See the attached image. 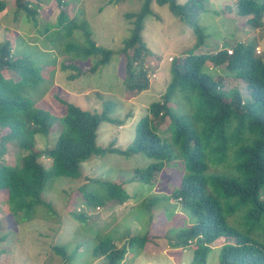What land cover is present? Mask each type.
<instances>
[{"label": "trees", "instance_id": "1", "mask_svg": "<svg viewBox=\"0 0 264 264\" xmlns=\"http://www.w3.org/2000/svg\"><path fill=\"white\" fill-rule=\"evenodd\" d=\"M54 1L58 8L69 4L68 0ZM101 1L105 5L117 6L123 0ZM14 2L16 22L24 18L35 22L36 5L27 0ZM152 2L167 6L173 16L188 23L197 37L196 44L201 45L202 35L197 21L200 13L205 11V0H186L181 4L177 0H141L139 11L122 14L131 30L118 51L95 46L86 24L80 22L77 15L69 19L59 11L54 24L58 29L51 36L66 54L60 62V70L69 72L66 79L76 81L83 76H91L99 66H105L113 57L120 56L121 86L126 99L146 90L149 86L148 70L144 63L149 52L140 33L142 22L151 14L149 7ZM234 6L236 15L246 18L245 25L252 29L262 26L264 0H234ZM4 8L5 3L0 0V12ZM76 27L82 31L80 42L72 36ZM45 28H48L47 24ZM252 42H236L231 55L218 49L213 53L187 52L179 59H172L164 92L157 101L148 105L149 114L136 121L133 139L121 152L122 155L141 153L152 160L143 170L135 171L143 183H152L173 151L176 155L179 153L184 172L180 188L169 196L153 197L142 206L144 211L151 213L152 208L159 209L163 206L161 204L178 199L188 209L189 226L178 231L169 244L179 241L192 243L190 264H205L210 251L208 245L219 238L224 243L217 256L218 264H264V59L252 55ZM26 46L31 47L19 45ZM34 59L24 49L21 52L12 50L8 40L0 43V156L9 146L15 148L11 166L0 158V191L4 192L7 200H12L3 208L4 211L11 214L9 208L13 207L16 213L23 215V221L35 215V208L47 206L41 197L52 177L79 179L81 163L105 151H114L113 143L103 150L95 145L100 123L109 122V102H104L99 113H90L59 100L62 112L58 116L34 106L25 92H34L43 82L39 73L41 69L48 74L45 78L50 80L53 77V72L46 71L49 62L39 68L40 64L34 63ZM207 62L214 66L224 65L229 71L225 74L228 78L239 76L246 92L242 96L236 89L225 93L222 80L202 70ZM52 63L49 67L54 66L55 58ZM236 70L244 72H237L234 76ZM4 71L13 74L16 80L5 77ZM95 94L96 98H101L99 92ZM178 94L183 103L188 104L185 105L187 111L183 112L175 105V95ZM225 94L228 99L224 98ZM165 117L169 121L162 132L166 131L168 136L158 128ZM55 125L57 135L52 146L35 149V136L49 135ZM1 131L4 132L2 135ZM226 158L227 162L229 158L232 169L229 174L208 173L209 166H220ZM40 159H48L49 165H42ZM104 187V199L113 200L118 205L127 200L128 196L120 185L104 184ZM92 193L85 196V205L90 210L99 207V201ZM78 211L73 217L80 221L83 217ZM160 211L165 214L174 212L175 208ZM176 228L167 230L166 235ZM122 239L120 248L110 238L99 239L88 254L101 258L104 264H121L125 256L132 258L142 252L147 241L146 237L127 238L126 234L118 240ZM51 247L64 259V246L53 244ZM128 247L135 251L127 253ZM75 258L65 259L63 264H72Z\"/></svg>", "mask_w": 264, "mask_h": 264}, {"label": "rangeland", "instance_id": "2", "mask_svg": "<svg viewBox=\"0 0 264 264\" xmlns=\"http://www.w3.org/2000/svg\"><path fill=\"white\" fill-rule=\"evenodd\" d=\"M3 1L5 8L0 12V43L8 40L12 50L21 52L24 49L30 57L35 58L34 63L40 64L39 68L49 62L46 71L53 72L52 79L48 80L45 78L47 72L41 69L39 73L43 82L39 83L34 92L26 91L25 95L33 101L35 107L44 108L57 116L62 112L59 100L90 113H99L104 102H109V122L100 123L95 145L103 150L113 143L114 151H105L81 163L79 179L52 177L41 197L47 206L35 208V215L30 220L23 221V215L16 213L13 207L9 208L11 214L5 212L3 208L12 200H7L4 192L0 191V264H63L65 259L73 260V257H76L75 264H104L101 258H93L88 254L92 245L99 239L110 238L120 248L124 239H118L125 234L127 238L146 237L147 242L142 252L132 258L125 256L121 264H190L193 244L190 245L191 250L183 249V245L187 246L188 243L179 241L169 244V241L173 242L176 238L178 231L189 226L188 209L180 201L172 199L161 204L163 206L159 209L152 208L151 213L144 211L142 206L143 202L153 197H166L180 188V179L184 172L181 170L179 153L176 155L173 151L170 160L153 177L152 183H143L139 181L135 171L143 170L152 160L141 153L122 155L121 152L125 151L133 139L136 121L149 114L148 105L157 101L164 92L169 81L168 71L172 62H169L170 58L179 59L187 52L213 53L219 45L227 48L235 46L238 41H253L252 55H259L264 59V17L262 26L252 29L244 24L246 18L236 15L234 0H205V11L200 13L197 21L202 35L201 45L198 46L197 37L188 23L173 16L167 6L152 2L149 7L151 14L142 22L140 33V38L149 52L144 63L148 70L149 86L127 100L121 86L122 72L119 64L122 57H113L105 66H99L91 76L70 81L66 79L69 72L60 70V62L66 54L51 35L58 29L54 25L57 13L63 11L69 19L77 15L79 21L86 24L89 37L95 46L118 51L122 47L121 42L128 38L131 30V25L122 14L139 11L141 0H123L117 6L105 5L101 0H68L69 4L65 8H58L54 0H27L36 5L38 13L34 17L35 22L33 19L24 20L26 18L16 22L14 0ZM185 1L177 0L180 4ZM45 24L48 25L47 29ZM72 36L80 42L82 31L76 27ZM20 44L31 47H19ZM53 58L55 64L49 67L53 64ZM202 70L213 73L215 79H221L225 93L227 90L236 89L242 96L246 92L244 82L239 76H225L229 71L224 65L214 66L207 62ZM237 72L244 70H236L234 76ZM4 76L16 80L9 72L4 71ZM95 92H99L100 99L96 98ZM227 94L224 95L225 99H228ZM175 100L177 107H181L183 112L187 111L185 105L188 104L183 103L180 94L175 95ZM168 121L165 117L159 125L161 132L166 129ZM56 130L57 125L51 129L49 135L35 136V149L52 146L57 135ZM3 133L1 131V135ZM163 134L168 136L166 131ZM14 149L9 146L0 156L10 166L15 156ZM40 162L44 166L49 165L48 159H40ZM228 162L226 158L220 166H209L208 173L229 174L232 169ZM104 184L120 185L128 196L125 203L118 205L113 200L104 199ZM91 191L99 201V207L93 210L85 205V196ZM169 207H174L175 211L165 214L160 211ZM78 210L83 217L80 221L73 217ZM12 214L15 216L11 217ZM171 228H176V231L166 235ZM223 243V239L219 238L208 245L210 251L205 264H218L217 256ZM53 244L65 247L64 259L51 250ZM134 251L131 247L126 249L127 253Z\"/></svg>", "mask_w": 264, "mask_h": 264}, {"label": "clouds", "instance_id": "3", "mask_svg": "<svg viewBox=\"0 0 264 264\" xmlns=\"http://www.w3.org/2000/svg\"><path fill=\"white\" fill-rule=\"evenodd\" d=\"M222 45H219V48L218 49H223V50H225L226 51V53H227V55H231V53H232V50H230L229 48H226V47H221ZM228 47H230L231 49H232V46H228ZM217 49V50H218ZM257 56H259V55H257ZM170 58V57H169ZM171 60H172V58H170V61L169 62H171ZM151 77H153V76H151ZM173 200V199H172ZM178 200V199H177ZM179 201V200H178ZM147 242V241H146ZM145 242V243H146ZM145 243H144V246H143V249L145 248ZM192 243H188V245L187 246H185V247H183V249H189L191 246ZM191 250V249H190ZM191 254H192V251H191ZM192 256H193V254H192Z\"/></svg>", "mask_w": 264, "mask_h": 264}]
</instances>
